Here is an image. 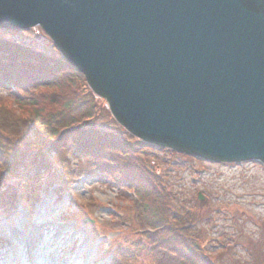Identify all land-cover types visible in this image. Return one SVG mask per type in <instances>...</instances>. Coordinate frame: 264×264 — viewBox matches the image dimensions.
<instances>
[{
	"label": "water",
	"instance_id": "1",
	"mask_svg": "<svg viewBox=\"0 0 264 264\" xmlns=\"http://www.w3.org/2000/svg\"><path fill=\"white\" fill-rule=\"evenodd\" d=\"M140 140L264 167V0H0Z\"/></svg>",
	"mask_w": 264,
	"mask_h": 264
},
{
	"label": "rangeland",
	"instance_id": "2",
	"mask_svg": "<svg viewBox=\"0 0 264 264\" xmlns=\"http://www.w3.org/2000/svg\"><path fill=\"white\" fill-rule=\"evenodd\" d=\"M11 36L49 46L39 28ZM98 103L96 122L117 129L105 100L98 98ZM32 114L0 94V144L19 177L31 176L30 181L44 161ZM144 157L169 191L171 206L185 215L189 233L215 264H264L260 163H213L156 148L147 149ZM47 158L50 170L39 186L18 185L21 195L30 192L28 200L18 199L14 210L0 205V264H154L141 247L143 226L132 193L124 196L115 185L103 184L89 162L73 157L69 148L60 150L56 160Z\"/></svg>",
	"mask_w": 264,
	"mask_h": 264
},
{
	"label": "trees",
	"instance_id": "3",
	"mask_svg": "<svg viewBox=\"0 0 264 264\" xmlns=\"http://www.w3.org/2000/svg\"><path fill=\"white\" fill-rule=\"evenodd\" d=\"M16 31H0V94L16 107L31 109L35 136L41 141L42 171L19 177L0 144V205L11 209L29 193L18 185H38L62 149L75 158H85L103 184L115 185L124 196H135L136 217L143 226L145 244L154 264H215L189 233L185 215L171 206L169 191L159 175L147 165V149L156 147L138 141L124 129H104L97 122L100 104L81 73L72 68L48 40L36 43L14 39ZM158 149V148H156ZM159 150V149H158ZM173 153L172 151H170ZM57 164V163H56ZM18 174L17 177H15ZM118 264V263H115Z\"/></svg>",
	"mask_w": 264,
	"mask_h": 264
}]
</instances>
